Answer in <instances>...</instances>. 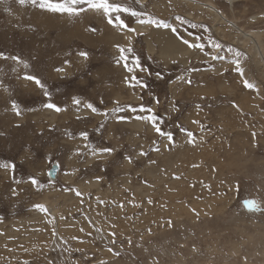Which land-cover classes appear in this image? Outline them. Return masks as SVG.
<instances>
[{
  "label": "rangeland",
  "instance_id": "rangeland-1",
  "mask_svg": "<svg viewBox=\"0 0 264 264\" xmlns=\"http://www.w3.org/2000/svg\"><path fill=\"white\" fill-rule=\"evenodd\" d=\"M120 2L166 19L190 42L202 37L205 52L167 29L181 47L160 55L155 26L139 23L145 29L130 32L100 12L69 16L0 0V52L29 65L0 59V163L15 165L0 168V264H264V210L250 212L241 203L257 199L264 209V0ZM121 18L129 28L138 23L127 13ZM208 36L223 47H208ZM117 45L132 48L126 54L133 72L117 63ZM236 50L243 77L234 71ZM25 73L45 82L62 111L43 107L47 98ZM132 75L146 87L126 82ZM116 102L121 112L112 111ZM140 105L173 133L171 144L137 118L149 115ZM181 127L194 134L193 143Z\"/></svg>",
  "mask_w": 264,
  "mask_h": 264
},
{
  "label": "snow or ice",
  "instance_id": "snow-or-ice-1",
  "mask_svg": "<svg viewBox=\"0 0 264 264\" xmlns=\"http://www.w3.org/2000/svg\"><path fill=\"white\" fill-rule=\"evenodd\" d=\"M18 3L21 5H24L26 3H30L33 7H39L40 9L43 10H47L50 11L52 13H59V14H67L69 16H78L83 12L86 11H95V12H100L102 13L107 19L108 22L111 24L115 21L116 24H118L119 26L123 27V28H128V30L130 32H134L135 29L133 28H129V26L125 23V21L121 18V14L123 13H127L130 14L133 17L137 18L138 23L140 24H149L152 26H155L156 28H164V29H170L171 32L173 34H176L177 37L179 39L182 40L183 44H185L187 47L191 48V49H198L200 52H205V43L201 42L202 41V37L197 36L195 38V42H190L188 39H184L182 36L179 35V31L178 29L171 23H169L166 19H158L156 17L150 16L147 13L144 12H138L137 10H135L134 8L130 7V6H126L125 4L121 3L120 0H18ZM136 3H140V0H136ZM176 20L179 21L182 24H189L192 28H203L205 31H209V29L207 28V25H199V24H194L191 23L190 21L186 20L183 17L177 16ZM189 35H192L191 33H189ZM207 46L215 49V50H219L223 47V45L216 41L215 39H213L211 36H208L207 38ZM117 48L119 49V57L117 58V63H120L121 61H124V67L127 69L128 72H133V68L129 67L127 61L129 59V57L127 56L126 53H131L132 52V48L129 46L128 48H121L119 45H117ZM231 50V48H230ZM79 55L85 59H87V52L85 51H81L79 52ZM242 53L239 50H236L235 52V58L232 60V63L235 65L234 71L238 72L242 77L244 76V69L241 67V57ZM0 59L3 60H12L15 61L17 64H23L24 68H28L29 65L26 61L22 60L19 56H6L3 52H0ZM212 59H223L222 57H218V56H212ZM133 63L135 64L136 67H141L140 62H139V58L138 57H132ZM65 64H68L69 61L65 60L64 61ZM193 71L195 69H192ZM57 71H63L62 68L57 69ZM158 77H160V73L156 74ZM24 79L31 81L35 84V86L37 87V89L39 91L42 92L43 96L45 98H47L48 102L45 103L43 105L44 108L46 109H51L54 110L56 112H60L62 111L61 107L52 102L51 100V93L48 90V86L45 84V82L37 75H32V74H28L25 73L24 75ZM178 79H183V77H178ZM126 82H128L131 86L135 87L137 85L141 86V87H146V85L143 84V82L135 75L131 76L130 80L126 79ZM187 83H191V80H187ZM243 84L244 87L247 89H252V90H256L258 92V89L256 88V85L253 82H250L247 79L243 80ZM73 103L75 105H80L81 101L77 98H73ZM117 106L112 109V111L114 112H121L123 109L119 106V102H116ZM235 106V105H234ZM11 107L12 110L16 113V115H20V108L18 106V104L15 101H12L11 103ZM84 107L91 109L92 112H97L98 110L91 104V103H87L84 105ZM127 107L132 111V112H136V108L133 107L132 105H127ZM139 110L140 112H147L149 113V115H140L137 118L141 119V120H147L149 122L152 123L155 131L160 135V136H164L167 138V140L169 141V143L171 144L174 140V136L172 132H165L162 130V128L159 126L158 123H156V121L158 120V117L156 114L153 113V110L151 108H146L144 105H140L139 106ZM105 115H107V113H104ZM119 119H124V117H119ZM198 123V122H195ZM180 131L185 132L188 139L189 143H193V136L194 134L191 131H188L187 129H184L183 127L180 128ZM80 136L84 137L85 139H87V132H81ZM253 136H255V133H253ZM168 145H165V147H167ZM157 151H159V149H156ZM101 152H105V153H110L112 151L111 148H103L100 149ZM141 155H146V153L141 152ZM130 159V158H129ZM197 165H194V167H196ZM0 168H4V169H15V165L13 163L10 162H6V163H0ZM59 168V163L55 162L52 165V170L58 169ZM51 172V170H50ZM177 179H179V177H175ZM29 180L31 181V183L34 186H39V187H43V185L39 184V181L35 178V177H29ZM50 182H51V175H50ZM65 191H72L75 193V195L77 197H83V193H81L78 189L75 188H65ZM127 191V189H126ZM101 204L104 203V201L100 200L99 201ZM129 203H133V201H128ZM149 203H151L152 201L149 200ZM81 203H83V200H81ZM243 207L250 212H255V211H261L264 210L261 207L260 202L257 199H253V198H249V199H245L242 202ZM121 207V209H123L124 204L121 203L119 205ZM33 207L35 209H38L40 212L47 214L48 213V209L44 204H35L33 205ZM61 220L65 219L63 216L60 217ZM84 219L93 227H95V225L93 224V221L91 220L90 217L88 216H84ZM54 222V218L53 219H49L48 223L49 224H53ZM171 222H169L170 225ZM111 228L114 229L115 225H111ZM95 230L97 233H100L102 230L98 227H95ZM85 229L83 227L80 228V232H84ZM88 235H91L92 233L89 232L87 233ZM53 235H56L55 232V228L53 227ZM108 235L111 237V243L115 244L116 243V232L114 230L109 231ZM99 238L103 239V236H100ZM72 239H78V237L73 236ZM129 243H131V240H129ZM77 251H79V249H77ZM109 252H113L114 255H119V252H114L113 248L109 247L108 249ZM24 264H28L27 261L24 262ZM49 264H53L52 261H49ZM100 264H105V262L101 261Z\"/></svg>",
  "mask_w": 264,
  "mask_h": 264
},
{
  "label": "bare ground",
  "instance_id": "bare-ground-1",
  "mask_svg": "<svg viewBox=\"0 0 264 264\" xmlns=\"http://www.w3.org/2000/svg\"><path fill=\"white\" fill-rule=\"evenodd\" d=\"M185 1L189 2V1H193V0H185ZM214 12H215V10H214ZM133 28L135 30L141 29V28L145 29V27H142L139 23H135ZM157 29L154 30L153 33L155 32L156 39L158 40V42L161 45V53H160V55L163 54L164 52H168V51H172V52L176 51L177 52L180 49V47H181V45L178 43L179 41H176V38H174L168 32L167 29H165V31H162L161 29H158V30ZM111 32L113 33L112 30H111ZM113 34L115 35V33H113ZM148 49L151 50L149 47H148Z\"/></svg>",
  "mask_w": 264,
  "mask_h": 264
},
{
  "label": "water",
  "instance_id": "water-1",
  "mask_svg": "<svg viewBox=\"0 0 264 264\" xmlns=\"http://www.w3.org/2000/svg\"><path fill=\"white\" fill-rule=\"evenodd\" d=\"M51 171H52V173H51V174L53 175V174H54V172L56 171V169H55V170H52V168H51Z\"/></svg>",
  "mask_w": 264,
  "mask_h": 264
}]
</instances>
